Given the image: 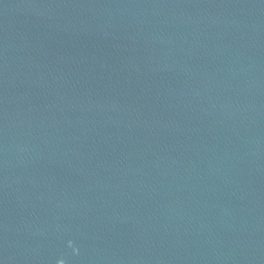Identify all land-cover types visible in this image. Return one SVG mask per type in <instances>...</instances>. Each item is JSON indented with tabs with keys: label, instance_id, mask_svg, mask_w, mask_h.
I'll list each match as a JSON object with an SVG mask.
<instances>
[{
	"label": "water",
	"instance_id": "1",
	"mask_svg": "<svg viewBox=\"0 0 264 264\" xmlns=\"http://www.w3.org/2000/svg\"><path fill=\"white\" fill-rule=\"evenodd\" d=\"M0 264H264V0H0Z\"/></svg>",
	"mask_w": 264,
	"mask_h": 264
}]
</instances>
